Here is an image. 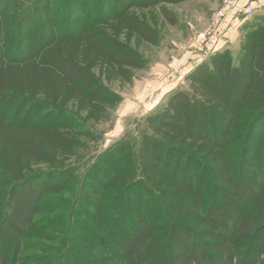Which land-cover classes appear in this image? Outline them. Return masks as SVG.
Masks as SVG:
<instances>
[{"label": "trees", "instance_id": "16d2710c", "mask_svg": "<svg viewBox=\"0 0 264 264\" xmlns=\"http://www.w3.org/2000/svg\"><path fill=\"white\" fill-rule=\"evenodd\" d=\"M159 1L184 0L137 3L149 6ZM129 5L130 1L117 11L113 28L154 41V31L127 12ZM164 11L168 17L169 11ZM46 24L35 41H24L23 50L0 56V104L17 100L49 109L57 117L74 105L87 118H95L105 112L104 98L110 92L97 80L94 68L104 64L113 75L126 78L128 67L145 65L138 51L103 29L61 35L49 19ZM185 80L186 89L170 91L164 105L147 117L138 155L146 183L162 186L160 195L171 198L160 206L166 229H159L147 210L125 240L116 235V255L120 264H264L263 252L260 261H249V252L264 231L260 154L252 151L240 168L232 154L242 116H250L247 133L264 117V31L249 35L237 61L227 50H219L194 66ZM26 115L19 124L0 117V225L10 223L15 229L7 235L15 246L33 226L44 196L63 189L70 180L62 174L54 183V173L32 171V163L57 164L65 149L77 145L75 132L57 128L72 129L69 125L43 126L39 119L28 122ZM171 153L176 155L173 166L167 157ZM198 168L213 179L208 200L201 181L206 174L196 175ZM99 207L95 205L96 212ZM7 211L12 219L6 218ZM191 215L204 226L191 224ZM68 242L64 240L63 247ZM7 262L8 256L0 252V264Z\"/></svg>", "mask_w": 264, "mask_h": 264}, {"label": "rangeland", "instance_id": "374dc122", "mask_svg": "<svg viewBox=\"0 0 264 264\" xmlns=\"http://www.w3.org/2000/svg\"><path fill=\"white\" fill-rule=\"evenodd\" d=\"M129 1L127 12L154 31V41L113 28L117 11ZM138 1L0 0V56L20 52L24 41H35L49 19L61 35L90 27L115 34L138 51L145 62L141 69L128 67L126 78L113 75L104 64L94 68L95 77L110 92L104 98L108 104L105 112L95 118H87L86 112L74 105L69 106L65 116L57 117L49 109L17 100L0 104V117L9 123L19 124L27 114L28 122L39 119L43 126L69 125L72 129L57 128L75 132L77 144L65 149L57 164L32 163V171L54 173V183L60 182L62 174L70 180L63 189L44 196L33 226L19 236L16 246L7 237L15 229L10 223L0 225V252L8 256L7 264H120L122 260L116 255L118 239L125 240L147 210L150 219L164 231L167 224L160 218V206L171 198L160 195L162 186L146 183L138 164L142 137L147 133L146 119L164 105L170 91L188 87L185 76L194 66L219 50H227L237 61L249 35L264 31L263 3L255 4L253 12L246 15L241 9L248 2H230L227 8L230 0L159 1L149 6H139ZM224 8L225 14L220 16ZM164 9L169 11L168 17ZM201 32L211 36L202 44L197 38ZM249 117L247 113L242 116V126L233 135V158L240 168L252 151H258L261 160L257 166L263 170L264 117L260 126L247 133ZM175 156H167L171 166ZM203 172L206 169L198 168L196 175ZM205 174L201 181L208 200L213 179ZM96 204L100 205L97 212ZM9 217L12 219L7 211L6 218ZM189 221L197 227L204 226L197 215H191ZM66 239L70 242L63 247ZM261 252L264 253V231L249 252V261H260Z\"/></svg>", "mask_w": 264, "mask_h": 264}, {"label": "built area", "instance_id": "2783aa9c", "mask_svg": "<svg viewBox=\"0 0 264 264\" xmlns=\"http://www.w3.org/2000/svg\"><path fill=\"white\" fill-rule=\"evenodd\" d=\"M231 1L227 2V5L226 7L228 8L229 7V4H230ZM225 11L226 9L224 8L223 12L220 14L223 15V13L225 14ZM241 12L246 14V15H250L252 12H253V7L251 5H247V6H244L242 9H241ZM198 41L202 44L204 42L207 41V38H211V36L209 35V33H206V32H201L198 34Z\"/></svg>", "mask_w": 264, "mask_h": 264}, {"label": "crops", "instance_id": "0c3cea01", "mask_svg": "<svg viewBox=\"0 0 264 264\" xmlns=\"http://www.w3.org/2000/svg\"><path fill=\"white\" fill-rule=\"evenodd\" d=\"M231 3H235V4H243L245 2H248L249 5H251L252 7L255 5V4H264V0H230Z\"/></svg>", "mask_w": 264, "mask_h": 264}]
</instances>
